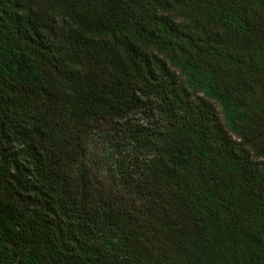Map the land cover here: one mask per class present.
Instances as JSON below:
<instances>
[{
    "label": "trees",
    "instance_id": "16d2710c",
    "mask_svg": "<svg viewBox=\"0 0 264 264\" xmlns=\"http://www.w3.org/2000/svg\"><path fill=\"white\" fill-rule=\"evenodd\" d=\"M0 264H264V0H0Z\"/></svg>",
    "mask_w": 264,
    "mask_h": 264
},
{
    "label": "rangeland",
    "instance_id": "374dc122",
    "mask_svg": "<svg viewBox=\"0 0 264 264\" xmlns=\"http://www.w3.org/2000/svg\"><path fill=\"white\" fill-rule=\"evenodd\" d=\"M102 136V135H101ZM101 136H95L90 141L89 147V161L90 165L93 168V173L99 178V180L107 179V163L103 159L102 151L107 150L106 145L103 143V139ZM110 156L109 153H106V157Z\"/></svg>",
    "mask_w": 264,
    "mask_h": 264
}]
</instances>
